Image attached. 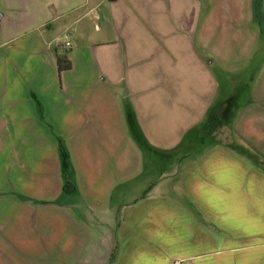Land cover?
<instances>
[{
	"label": "crops",
	"instance_id": "crops-1",
	"mask_svg": "<svg viewBox=\"0 0 264 264\" xmlns=\"http://www.w3.org/2000/svg\"><path fill=\"white\" fill-rule=\"evenodd\" d=\"M254 47L264 0H0V261L264 264V92L213 70Z\"/></svg>",
	"mask_w": 264,
	"mask_h": 264
},
{
	"label": "rangeland",
	"instance_id": "rangeland-1",
	"mask_svg": "<svg viewBox=\"0 0 264 264\" xmlns=\"http://www.w3.org/2000/svg\"><path fill=\"white\" fill-rule=\"evenodd\" d=\"M213 68L219 82L223 83L225 81L226 83H223L217 97L224 94L233 95L231 109L228 110L230 113L229 121L231 123L240 122L245 127L250 125L251 118L245 112L248 110L246 105L252 103L250 102L251 99H257V95L264 92V47H254L250 51L244 50L242 61L228 63L225 68L220 69L221 71L216 65H213ZM218 72H221V78ZM242 124H240V127H243ZM242 133H244L245 141L251 140V133L248 129L245 128ZM233 137L238 141L235 133H233ZM245 147L250 151L249 147ZM2 214L4 215V213ZM8 221L9 217H3L1 220L3 222L2 226L6 228V233L10 235L9 226H7L9 225ZM4 244L6 245L7 241ZM0 264H12V260L6 257V259H1Z\"/></svg>",
	"mask_w": 264,
	"mask_h": 264
},
{
	"label": "trees",
	"instance_id": "trees-1",
	"mask_svg": "<svg viewBox=\"0 0 264 264\" xmlns=\"http://www.w3.org/2000/svg\"><path fill=\"white\" fill-rule=\"evenodd\" d=\"M57 64L59 70L62 72L64 70H69L72 67V62L65 52H59L56 55ZM225 124L223 118L218 115H213L207 122L203 125V138H210L216 135L219 128ZM201 137V139H202ZM60 159L63 167V177H64V190L72 192L76 190V183L74 177V169L70 162V156L68 151L65 149L63 144L60 145Z\"/></svg>",
	"mask_w": 264,
	"mask_h": 264
},
{
	"label": "built area",
	"instance_id": "built-area-1",
	"mask_svg": "<svg viewBox=\"0 0 264 264\" xmlns=\"http://www.w3.org/2000/svg\"><path fill=\"white\" fill-rule=\"evenodd\" d=\"M170 264H186V262L181 259H173Z\"/></svg>",
	"mask_w": 264,
	"mask_h": 264
}]
</instances>
